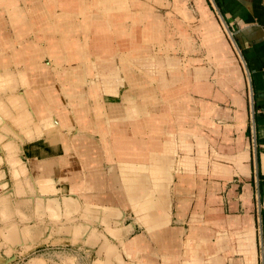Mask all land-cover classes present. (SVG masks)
<instances>
[{"label":"crops","instance_id":"obj_1","mask_svg":"<svg viewBox=\"0 0 264 264\" xmlns=\"http://www.w3.org/2000/svg\"><path fill=\"white\" fill-rule=\"evenodd\" d=\"M2 82L125 262L264 264V0H0Z\"/></svg>","mask_w":264,"mask_h":264},{"label":"rangeland","instance_id":"obj_2","mask_svg":"<svg viewBox=\"0 0 264 264\" xmlns=\"http://www.w3.org/2000/svg\"><path fill=\"white\" fill-rule=\"evenodd\" d=\"M16 89L0 84V264H129L121 228L129 214L99 219L96 208L69 200L65 205L69 198L53 181L30 177L23 146L39 126L32 131Z\"/></svg>","mask_w":264,"mask_h":264}]
</instances>
